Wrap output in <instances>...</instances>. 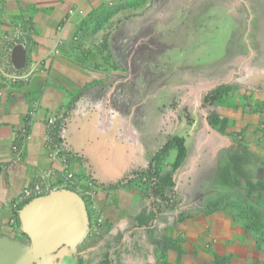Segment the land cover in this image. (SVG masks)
Returning a JSON list of instances; mask_svg holds the SVG:
<instances>
[{"label":"crops","instance_id":"1","mask_svg":"<svg viewBox=\"0 0 264 264\" xmlns=\"http://www.w3.org/2000/svg\"><path fill=\"white\" fill-rule=\"evenodd\" d=\"M204 1L0 0V63L7 60L9 41L24 15L33 26L25 48V69L32 73L30 80L0 90V235H19L15 213L26 203L23 192L33 183L42 181L50 189L60 187L58 172L65 166L51 158L44 123L47 116L65 110L67 120L59 142L70 156L66 168L76 177L75 192L83 198L91 215L86 241L92 240L96 233L105 235L108 243L103 249L109 264H264V232L245 231L239 216V206L248 201L264 215V189L249 190L245 183L235 186L221 179L217 167L211 170L215 153L217 166L224 164L225 154L240 143L250 151L249 160L241 166L245 179L251 183L264 180V109L260 103L254 112L244 114V103L237 100L236 94L229 102L242 108L219 109V117L228 121L227 134L239 132V141L212 130L206 119L202 127L214 132L222 140L221 145H209L204 136L201 140L197 136L192 141L184 139L183 163L175 171L169 165L166 169L175 184L172 189L175 204L167 206L169 209L155 210L150 204L152 194L142 195L140 187L106 188L93 180L94 173L106 171L107 174H102L115 178L121 164L143 162V133H138L142 129L133 130L126 124L100 129L96 124L95 117L101 114L131 116L128 98L132 89L116 88L112 83L118 79L127 85L131 74L114 68L139 67L145 76L152 75L143 72V64L152 67L148 60L143 62V35L153 25L158 28V20L170 21L166 27L174 30L180 28L181 20L195 22L206 18V15H185ZM237 1L246 2L251 15H229L223 24L225 31L219 28L218 34L227 35L223 60L209 72L199 64L197 55L186 57L190 48L182 49L192 36L197 42L193 31L185 29L180 35L179 30L174 38L169 36L170 31L161 47L164 51L177 50L179 57L167 58L164 54L166 63L155 66L156 82L162 84L166 80L179 87L200 88L199 95L221 84H262L264 76L258 81L247 80L251 79L250 69L257 67L261 59L264 61V0ZM71 9L76 12L69 15ZM153 16L155 24L149 22ZM61 22V28L56 30ZM136 52L140 59L136 58ZM206 73L210 76L205 77ZM172 77L176 79L169 82ZM104 84L111 88L101 92ZM34 108V119L21 147V162H15L10 147L16 142L26 113ZM118 131L121 144L114 143L113 133ZM192 146L197 149L200 146L202 152L196 153ZM206 147L213 148L207 155ZM102 151L113 170L105 168ZM174 156L170 152L168 159ZM53 169L57 172L45 178L44 174ZM195 196L198 198L192 203ZM217 200L230 205L207 213L206 207ZM207 244L210 249L204 248Z\"/></svg>","mask_w":264,"mask_h":264},{"label":"rangeland","instance_id":"2","mask_svg":"<svg viewBox=\"0 0 264 264\" xmlns=\"http://www.w3.org/2000/svg\"><path fill=\"white\" fill-rule=\"evenodd\" d=\"M155 3L158 0H153ZM203 1V0H199ZM252 2L253 0H246ZM190 13L186 11L185 15H206L204 19H196L195 22L191 20L180 21V28L175 27L174 30L167 28V24L170 21L166 19L158 20L157 26L153 25L152 29L149 30L147 34L143 35V62L148 60L152 67L146 68L143 64V72H151L152 75L145 76L139 72V67H130L129 69H124L119 66H116L114 70H120L122 73L130 72V82L124 83L123 80L113 79V86L116 88H123L125 86L128 89H132L130 92V97L128 102L131 104L129 107L131 111V116H111L101 114L96 116V124L100 129L115 127L119 128L123 124L129 126L133 130H141L138 133H143V162L142 164H131V166H125L124 163L117 167L116 177L108 178L104 175L107 172H99V174L94 173L93 180L96 184L104 186L106 188H111L115 186L116 188H121L124 186H135L140 187L141 194L143 193H152V183L153 180L148 178L144 172L148 167V164L152 157L155 155V151L159 150L163 142L172 135L178 136L183 139L193 140V136L199 137L201 140L204 136V141L209 140V145L212 143L213 147H218L221 145L222 140L216 136L213 132H209L208 129L202 127L204 119H207L210 115H218L220 108L224 106L232 107L234 110H237L239 104L236 102H229V98H235V95L238 94V99L243 105V113L249 114L255 111L257 104L262 105L264 109V79L259 83L243 82L238 84H221L212 90L220 87L219 94L220 98L217 101H211L213 96H209L207 101L204 102V97L210 91H202V94L199 95L200 88H187L179 87L176 84L167 83L166 80L161 84L158 81L156 82V68L158 64L162 65L166 63V55L169 57H179L177 50L164 49L161 47L162 43L165 41L167 34H172L169 36L176 37L175 34L183 35L186 30L193 31L197 42L194 41V37L188 38V44L183 46V50L190 48L191 52L185 53L186 57L192 58L193 56L198 57L201 66H205L210 72V68L214 65H218L220 59L223 60V55L226 52L228 47L227 44V35L218 34L219 28L221 32H224L225 25H223L229 17V15H251L250 6L246 2H238L237 0H205L202 3L198 4L191 8ZM222 19V20H221ZM155 18L149 17V22H153ZM234 20H236L234 18ZM150 23V24H151ZM184 23V24H181ZM62 22L58 24L56 30H59L62 26ZM221 35V36H220ZM249 38H245V44H247ZM195 42V43H194ZM196 44V45H194ZM177 51V52H176ZM187 52V51H186ZM165 54V56H164ZM136 58L140 59L139 53L136 52ZM221 57V58H219ZM202 58V59H201ZM260 64L250 69V77L247 81H258L264 76V61L261 59ZM192 61V60H191ZM243 74H247V71H243ZM122 75V74H121ZM205 77L210 76V73H206ZM253 77V78H252ZM176 78L172 77V80L169 82H174ZM246 81V80H244ZM112 86V87H113ZM111 88V85L104 84L101 87V92ZM238 92V93H237ZM252 102H249L248 99H252ZM264 126V124H263ZM264 130V128H262ZM103 133V132H102ZM119 131L113 133L114 143L121 144L122 141H119ZM230 135L239 141L238 136L239 132L230 133ZM190 143V142H189ZM200 145V144H199ZM197 152H202L201 149H198L192 146ZM212 148V147H211ZM211 148L206 147V155L210 153ZM200 149V150H199ZM213 149V148H212ZM101 158L103 160L105 168H111L107 161V156L104 152H101ZM216 153L213 155V162L211 164V170H214L216 167L221 170L223 163H219L217 166ZM163 159L162 170L169 172L167 165H171V161L174 159L171 158ZM155 167V166H154ZM223 169V168H222ZM111 170H113L111 168ZM112 172V171H110ZM155 170L152 169L151 173H154ZM143 174V175H142ZM96 177V179H95ZM167 201L163 202L160 198H154L150 200V204L154 206L155 210H165L169 209V205L175 204V200L172 198L171 192H167ZM198 197H193L192 203ZM196 202V201H195ZM168 204V205H167ZM91 215L89 214V217ZM18 222V221H17ZM91 224V218H90ZM94 224V223H93ZM19 235L12 238L19 240L22 243H28V239L25 236H21L19 231L18 223L16 225ZM97 229L95 228V232ZM87 239V238H86ZM113 239V238H112ZM105 235L96 233L92 235V240L87 242L86 240L79 244L78 246L71 248L67 252V261L64 264H101L105 258L104 254V245L108 242ZM125 243V242H124ZM127 243V242H126ZM92 249V250H91ZM100 257V258H99ZM99 258V260H98Z\"/></svg>","mask_w":264,"mask_h":264},{"label":"water","instance_id":"3","mask_svg":"<svg viewBox=\"0 0 264 264\" xmlns=\"http://www.w3.org/2000/svg\"><path fill=\"white\" fill-rule=\"evenodd\" d=\"M13 70L26 66L25 47L15 44L10 53ZM22 243L0 235V264H64L67 252L83 243L90 232V217L83 198L71 189H55L34 197L17 211Z\"/></svg>","mask_w":264,"mask_h":264},{"label":"trees","instance_id":"4","mask_svg":"<svg viewBox=\"0 0 264 264\" xmlns=\"http://www.w3.org/2000/svg\"><path fill=\"white\" fill-rule=\"evenodd\" d=\"M220 87L212 90L207 95H205L204 102L207 101L209 96H213L211 101H217L221 96L219 94ZM207 125L215 130L220 135L232 136L227 134L228 129V121L225 118H220L216 115H210L207 119ZM170 152H174V160L170 165L172 171L177 170L181 164L183 163L186 157V147L183 138L178 136L170 137L167 142L155 153V155L150 160L147 169L144 174L153 180L152 183V198H160L163 202L167 201V192H171L172 199H174V193L172 191L174 187V182L171 177L170 172H165L161 169L163 159H166ZM250 151L248 148L240 143L233 146L231 150H229L225 154L226 161L224 162L223 169H218L221 179L224 182H230L235 186H241L242 183H245V188L249 190H263L264 189V180L258 183H251L245 179V175L242 172L241 166L246 164L249 160ZM155 166V167H154ZM155 170L154 173L151 171ZM239 174V175H238ZM143 175V174H142ZM240 176V179L235 176ZM111 188H116L112 186ZM248 198L249 195L247 194ZM28 202V201H27ZM25 204V203H24ZM23 204V205H24ZM230 203L225 200H217L211 204H209L205 211L207 213L214 212L222 207L229 206ZM239 216L243 221V226L245 231L247 232H264V215L258 210L256 205L252 202H246L239 206ZM182 216V215H181ZM15 218L17 220V213H15ZM101 264H109L107 256L103 259Z\"/></svg>","mask_w":264,"mask_h":264},{"label":"built area","instance_id":"5","mask_svg":"<svg viewBox=\"0 0 264 264\" xmlns=\"http://www.w3.org/2000/svg\"><path fill=\"white\" fill-rule=\"evenodd\" d=\"M76 12L75 9H71L69 11V15ZM33 34V26L31 20L28 16L24 15L23 18L18 22L17 32L10 39V48L8 50V58L5 62L0 63V90L3 88H14L21 84H26L30 80L31 72L26 70L25 68L21 71H15L12 69L10 64V53L11 49L15 44H22L25 48L31 39V35ZM34 111L35 108L28 111L23 118V127L17 134L16 142H14L11 147V153L14 156L15 162H21V147L23 143L26 141L28 137V128L30 127L33 119H34ZM67 120V112L65 110H61L54 115H49L45 119V136L48 141V145L51 148V158L53 160L60 161L65 167L62 171H59L60 175V187L57 189L65 188L71 189L75 191L76 188V177L73 173H71L67 168L66 164L69 160V154L66 153L62 144L59 142V135L62 128L65 126V122ZM53 172H57L55 169L49 171L44 174V177H49ZM55 189H50L45 187L42 181H36L32 184L29 189H26L23 192V200L29 201L34 197H38L41 195H45L50 191ZM21 236H24L21 234ZM211 245L207 244L204 246L205 249H210Z\"/></svg>","mask_w":264,"mask_h":264}]
</instances>
